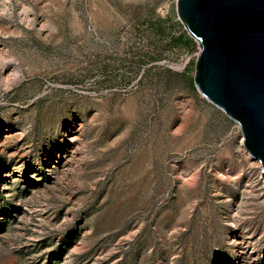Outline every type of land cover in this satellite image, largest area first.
I'll return each instance as SVG.
<instances>
[{
    "label": "rangeland",
    "instance_id": "rangeland-1",
    "mask_svg": "<svg viewBox=\"0 0 264 264\" xmlns=\"http://www.w3.org/2000/svg\"><path fill=\"white\" fill-rule=\"evenodd\" d=\"M198 51L176 0H0V264H264L261 165Z\"/></svg>",
    "mask_w": 264,
    "mask_h": 264
},
{
    "label": "water",
    "instance_id": "water-1",
    "mask_svg": "<svg viewBox=\"0 0 264 264\" xmlns=\"http://www.w3.org/2000/svg\"><path fill=\"white\" fill-rule=\"evenodd\" d=\"M199 44L196 90L238 123L264 180V0H176Z\"/></svg>",
    "mask_w": 264,
    "mask_h": 264
},
{
    "label": "trees",
    "instance_id": "trees-1",
    "mask_svg": "<svg viewBox=\"0 0 264 264\" xmlns=\"http://www.w3.org/2000/svg\"><path fill=\"white\" fill-rule=\"evenodd\" d=\"M184 42L188 43V42H189V40L185 39V40H184Z\"/></svg>",
    "mask_w": 264,
    "mask_h": 264
}]
</instances>
